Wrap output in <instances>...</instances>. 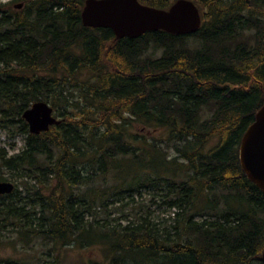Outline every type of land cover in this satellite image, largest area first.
<instances>
[{
  "label": "trees",
  "instance_id": "16d2710c",
  "mask_svg": "<svg viewBox=\"0 0 264 264\" xmlns=\"http://www.w3.org/2000/svg\"><path fill=\"white\" fill-rule=\"evenodd\" d=\"M84 1L0 2V120L24 134L0 165L40 185L0 195V235L100 246L105 264H262L264 192L239 145L264 104V0H192L195 33L137 38L84 26ZM36 101L60 120L38 134L22 117ZM144 188L169 225L144 206L114 219Z\"/></svg>",
  "mask_w": 264,
  "mask_h": 264
},
{
  "label": "water",
  "instance_id": "95a60500",
  "mask_svg": "<svg viewBox=\"0 0 264 264\" xmlns=\"http://www.w3.org/2000/svg\"><path fill=\"white\" fill-rule=\"evenodd\" d=\"M21 6L22 3L14 4L15 8ZM80 17L86 27L110 28L115 38H137L156 30L186 35L195 33L201 25L199 9L192 0H175L167 8L149 6L138 0H85ZM22 117L29 132L34 134L60 123L45 101L33 102ZM239 161L248 177L264 192V104L242 136ZM14 187L13 182L0 180V195L11 193ZM260 259L264 264V248Z\"/></svg>",
  "mask_w": 264,
  "mask_h": 264
},
{
  "label": "rangeland",
  "instance_id": "374dc122",
  "mask_svg": "<svg viewBox=\"0 0 264 264\" xmlns=\"http://www.w3.org/2000/svg\"><path fill=\"white\" fill-rule=\"evenodd\" d=\"M8 1L0 0L1 3ZM23 144L24 134L19 133L17 123L0 120V155L3 152L7 156L17 153L21 151ZM10 174L11 172L0 165V175L13 182L18 190L22 191V197H25V193H23L25 180L29 181L35 188L40 187L35 180L15 178V176L10 177ZM43 181L49 183L50 177L45 174ZM133 199L135 203H132V205H126L125 202L127 200H124L110 207L114 219L119 220L121 218L122 223H126L128 219L133 220V213L144 206L145 213L149 212L151 214L153 222L155 221V223H159L161 226L171 223L172 210H169L166 205L159 203V199L152 188L142 189ZM23 201L25 202L26 200ZM147 205H150V207ZM97 217H99V214ZM105 260L106 256L100 246L80 248L66 244L61 246L54 245L50 242L46 243L42 239L20 240L19 236H15L14 232L6 231L0 235V264H91V261L105 264ZM255 264L259 263L256 262Z\"/></svg>",
  "mask_w": 264,
  "mask_h": 264
}]
</instances>
